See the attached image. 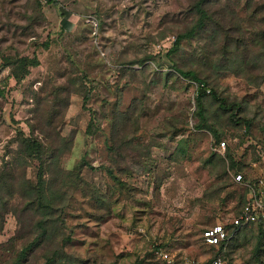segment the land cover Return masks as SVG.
Here are the masks:
<instances>
[{
	"label": "rangeland",
	"instance_id": "1",
	"mask_svg": "<svg viewBox=\"0 0 264 264\" xmlns=\"http://www.w3.org/2000/svg\"><path fill=\"white\" fill-rule=\"evenodd\" d=\"M194 1L55 0L42 3V17L33 0H0V55H35L39 60L17 80L0 57V170L19 162L14 153L17 130L41 136L42 130L48 132V105L43 102L35 113V92L51 97V89L71 72L87 74L93 85L87 100L71 89L68 105L58 106L57 117L63 115L57 130L70 143L58 166L79 171L104 201L85 185L67 188L63 216L73 231L65 245L70 262L60 264H161L160 251L204 262L218 249L204 244L203 229L229 223L255 200L260 209L254 205L251 220L231 236L223 252L225 264H264V81L234 72L236 59L226 63L220 55L223 39L219 34L213 38L209 27L182 39L168 55L176 34L192 22ZM246 1L210 0V10L232 12L239 28L229 26L230 34L241 30L251 42L250 31L264 23L250 17ZM250 2L258 7L264 0ZM30 15L37 16L30 20ZM259 51V46L251 49L247 61ZM174 64L196 69L208 87L240 104L234 113L242 121L235 125L230 111L205 96L207 123L225 131L219 140L225 141L223 151L216 150L210 130L195 127L199 83L179 74ZM117 112L130 117L115 130ZM169 118H177L178 125L186 120L177 134L169 130ZM180 142L183 151L178 150ZM114 145H121L120 152ZM226 147L240 162L239 171L219 159ZM237 173L243 180H236ZM22 174L33 177L30 167ZM17 227L16 216L6 213L0 247L8 249L0 248V264L12 256L8 240ZM19 243L17 239L16 248ZM39 252L26 264L40 261Z\"/></svg>",
	"mask_w": 264,
	"mask_h": 264
},
{
	"label": "trees",
	"instance_id": "2",
	"mask_svg": "<svg viewBox=\"0 0 264 264\" xmlns=\"http://www.w3.org/2000/svg\"><path fill=\"white\" fill-rule=\"evenodd\" d=\"M33 1L36 5V14L44 17L42 5L45 3L42 4L40 0ZM52 1L55 0H47V3ZM210 8H212L210 6V0L194 1L190 8L193 12L192 22L184 31L176 34L175 40L167 51L168 55H172V53L177 50L182 39L194 38L209 27V29L212 30L211 34L213 38L215 34H219L223 39L220 55L226 63L228 64L231 61L235 62L236 59V65L231 66L234 72L237 73L238 70H242L264 81V24L250 31L249 37L252 41L249 42V39L246 38L245 33L241 32V30L234 31L235 34H239L237 36H235V34H230L232 30L229 29V26L234 29L239 28V24L236 26L235 23H233L231 17L232 12L229 13L222 7V11L215 13L211 11ZM244 8L248 10L251 18L259 19L264 23V2L259 4L258 7H251L250 0H247L244 3ZM37 15H30L29 19L33 20ZM43 45L46 47L48 46L45 42ZM257 46H259L261 51L254 54L257 57L254 56L252 60L247 61L248 52ZM0 57L4 60L5 66L9 68V76L17 80H20L29 73V66L39 64V60L35 55H33V57L27 55H16L12 57L1 54ZM170 60H172L171 57ZM244 61L254 64L255 66L247 68L246 65L248 63L243 64ZM130 62L132 61L128 63ZM175 65L176 64H174V68L179 74L199 83L195 96V113L198 115L199 121L195 124V127H204L210 130L218 144L220 142V136L223 135L225 131L219 129V127H215L212 123H207L206 115L208 114H206V110L208 109V105L206 107L204 102L205 96L209 95L211 99L216 101L219 109L230 111L233 115L230 117V120L233 121L235 125L242 121L238 118V115L234 113L235 109H238V111L240 110V104L238 102L229 101L228 96L219 94L216 89L208 87L209 84L204 77L198 75L196 69H184L175 67ZM69 74L70 75L65 78L62 84H58L51 89L49 93L52 95L51 97H46L45 95L40 96L35 92L34 96L38 100L34 108L35 113L41 110L44 104L43 102H46L48 105L46 111L48 132L42 130L40 133L43 136H41L33 133L26 134L21 129L17 130L15 141L18 147L14 153L19 162L15 161V164L5 166V168L0 170V231L4 225L5 215L8 212L16 216L18 223L15 235L8 240V244L10 248H12L13 253L7 264H26L37 249L40 250L39 256L41 260L35 261V264H60L63 261L70 262L68 259L69 254L65 251V245L72 239L71 232L73 230L67 224L63 216L64 208L67 204V188L71 185H85L86 188L88 187L93 190V194L98 201H104L103 193L98 190L94 183L89 182L81 176L80 173H78L79 171L74 169L64 171L58 166L59 159L69 148L70 144L57 130V126L63 115L61 114L57 117V113L59 112L58 106L63 104V106L65 105L66 107L68 105L69 94L73 91L71 89L80 92L85 101L89 98L93 88V85H90V80L87 79V74L72 75V72ZM75 86L77 89H75ZM48 99L50 100L48 101ZM129 117L128 115L125 116L117 112L114 122L115 130L121 127V125L128 123ZM92 120L93 119H91L88 124L87 131H89V126L93 122ZM180 121H182V123L178 125V119L175 118L173 122L171 118V129L169 130L172 131V134H177L176 132L182 130V126H184L186 120L181 119ZM244 123L248 129L250 127V120L245 118ZM180 141H184V138ZM120 143L123 144L122 142ZM120 148L121 145H114L115 152H120ZM230 149L231 148L226 147L225 154L219 156V159H227L228 167L234 169L236 172V170L239 171L240 162L235 158ZM178 150L183 151L181 142ZM20 162L22 166L18 167ZM28 167L33 171V177L22 174ZM53 170L55 172H53ZM108 170L116 181L121 184V179L115 175L111 169ZM241 228L242 226L236 227L232 237L235 236ZM262 233L263 232L260 234ZM17 239L20 240L18 248H16ZM0 248L8 249V247L4 245H1Z\"/></svg>",
	"mask_w": 264,
	"mask_h": 264
},
{
	"label": "built area",
	"instance_id": "3",
	"mask_svg": "<svg viewBox=\"0 0 264 264\" xmlns=\"http://www.w3.org/2000/svg\"><path fill=\"white\" fill-rule=\"evenodd\" d=\"M42 3H47V0H40ZM225 149V141L221 140L216 145V150L223 151ZM236 180H243L242 174L237 173L235 175ZM253 192H256L255 185H250ZM254 205H258L259 209L261 207V203H258L256 200L254 203L247 202L241 211L230 218L228 222H218L214 223L202 231V240L208 246H212L213 248H217L218 252L211 256L208 259L207 264H225V259L223 257V250L226 248L228 241L234 233L236 227L242 226L245 223H248L254 211ZM159 257L161 258V264H205L206 261L194 260L187 257H175L171 255L167 251H160Z\"/></svg>",
	"mask_w": 264,
	"mask_h": 264
},
{
	"label": "crops",
	"instance_id": "4",
	"mask_svg": "<svg viewBox=\"0 0 264 264\" xmlns=\"http://www.w3.org/2000/svg\"><path fill=\"white\" fill-rule=\"evenodd\" d=\"M204 242V241H203ZM204 244H205V242H204ZM207 247H210V248H212V246H208L207 244H205ZM207 262H208V259L206 260V262H205V264H207Z\"/></svg>",
	"mask_w": 264,
	"mask_h": 264
},
{
	"label": "water",
	"instance_id": "5",
	"mask_svg": "<svg viewBox=\"0 0 264 264\" xmlns=\"http://www.w3.org/2000/svg\"><path fill=\"white\" fill-rule=\"evenodd\" d=\"M203 91V90H202Z\"/></svg>",
	"mask_w": 264,
	"mask_h": 264
}]
</instances>
